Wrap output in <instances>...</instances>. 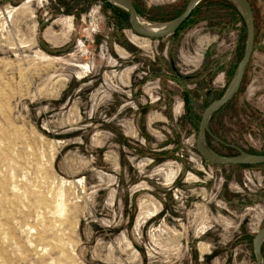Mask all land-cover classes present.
<instances>
[{"label":"rangeland","instance_id":"rangeland-1","mask_svg":"<svg viewBox=\"0 0 264 264\" xmlns=\"http://www.w3.org/2000/svg\"><path fill=\"white\" fill-rule=\"evenodd\" d=\"M135 1L171 17L188 2ZM250 1L244 83L210 124L225 155L264 154V0ZM218 9L154 39L119 31L102 0H0V264L255 263L264 167L195 146L246 29Z\"/></svg>","mask_w":264,"mask_h":264},{"label":"water","instance_id":"water-1","mask_svg":"<svg viewBox=\"0 0 264 264\" xmlns=\"http://www.w3.org/2000/svg\"><path fill=\"white\" fill-rule=\"evenodd\" d=\"M109 1L117 6L124 8L128 12L130 26L136 34L148 38L160 39L175 34L180 29V27L187 21L192 11L202 0H189L184 11L178 17L174 18L171 21L166 22L169 24L168 27L158 31L146 30L140 24L139 16L135 10L132 0H109ZM229 1L234 4L233 0H229ZM236 1H238L243 7V11H242L239 7H237L234 4L243 15L246 24V40L244 45L243 56L238 65L233 80L231 81L224 95L221 98L211 102L204 110L199 124V130L196 137L195 146L197 153L205 161L215 165H222V166L259 165V164H264V154L249 153L243 150L242 148L227 145L226 143L216 138L217 140L221 141L223 144L229 147H233L237 151V154L233 156L224 155L216 151L214 148L210 147L206 139L207 134L213 136L209 126L211 117L216 113L217 110H219L229 101H231V99L239 92L247 70V66L250 63L255 48L256 24H255V14L253 7L249 2V0H236ZM253 243H254V254H255L254 264H263L264 263V255H263L264 226L255 235Z\"/></svg>","mask_w":264,"mask_h":264},{"label":"trees","instance_id":"trees-1","mask_svg":"<svg viewBox=\"0 0 264 264\" xmlns=\"http://www.w3.org/2000/svg\"><path fill=\"white\" fill-rule=\"evenodd\" d=\"M102 1L104 2L105 7L109 8L112 11V14H113L112 15V19L114 21L115 27L119 31H121L124 28H131L130 23H129V14L124 8L113 4L109 0H102ZM132 2L134 4L135 10H136L138 16L147 15L148 17H150V19H152L154 21H158V22H168V21L173 20L174 18L178 17L184 11V9L187 6V4H186L185 7H183L182 10L178 14H176L175 16L173 15V17H171V16H169V14L167 12V9H168L169 5L168 6H157V7H154L153 9H150L147 12V11H145L146 8L145 7H141V5L138 2H136L135 0H132ZM249 2L251 3V5L253 7L252 2L250 0H249ZM215 7H220L221 9L231 10V13L229 14V17H228V22H231V20H240L243 23L244 28L246 27L243 15L239 11V9L233 3H231L229 0H202L195 7V9L192 11V13H191L190 17L187 19V21L180 27V29L175 34H173V36L178 34V32L186 25V23L188 21L195 20V19H196L195 21H198L200 19L199 17H201V16H198L199 13H201V12L206 13V11H208L210 8L213 9ZM221 9H218V10H221ZM152 13H154V19H153V16L151 15ZM156 18H157V20H155ZM245 40H246V29H245L242 37L240 38V44L242 45L241 54H240V56H237V62H235L232 65V67L230 68V70L228 71V75H229V78H230V82H229L228 86L230 85L231 81L233 80V77H234V75L236 73L238 65H239V63H240V61L242 59L243 51H244V45H245ZM121 43L127 48H129V46H130L127 41H124V42H121ZM188 77H191V76H188ZM243 83H244V79H243V82H242V85H241V88H240L239 92L242 89ZM228 86H227V88H228ZM227 88H226V90H227ZM226 90L225 91H218L217 89H213L212 88L207 95H208V97L211 98L210 99L211 102H213L214 100L221 98L224 95V93L226 92ZM239 92L231 99V101H229L227 104H225L223 107H221L219 110L216 111V113L210 119L209 126H210V124L212 122L213 117L217 113H219L221 110L225 109L237 97ZM189 93H190L189 90H184V92L182 94V98L184 99L185 106H186V114L185 115H187L190 118L191 122H194V118H195V110H194L195 103H194V100L190 97ZM209 104L210 103L208 102L207 106ZM200 121H201V118H200ZM200 121H199V124H200ZM142 127H144V126H142ZM142 129H145V128H142ZM198 130H199V125H198ZM210 130H211V126H210ZM211 132H212L213 135L214 134L217 135V133H215V131L213 132L211 130ZM210 137H211L210 135H208V134L206 135L207 142H208L210 147L214 148L209 143V138ZM245 151H247L249 153L259 154L258 152H255L253 150H250V151L249 150H245ZM236 154H237V151L235 152V155ZM230 156H233V155H230ZM203 161L207 162L204 159H203ZM237 166L238 167H243V166L244 167H247V166L264 167V164H259V165H237ZM263 255H264V244H263ZM211 257L212 256H208L207 259H210Z\"/></svg>","mask_w":264,"mask_h":264},{"label":"bare ground","instance_id":"bare-ground-1","mask_svg":"<svg viewBox=\"0 0 264 264\" xmlns=\"http://www.w3.org/2000/svg\"><path fill=\"white\" fill-rule=\"evenodd\" d=\"M234 1V4L239 7L242 11H243V7L241 6V4L236 1V0H233ZM139 21H140V24L146 29V30H149V31H158V30H162L166 27H168V23H148V22H144L142 21L140 18H139ZM144 37V36H143Z\"/></svg>","mask_w":264,"mask_h":264}]
</instances>
